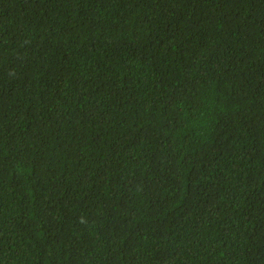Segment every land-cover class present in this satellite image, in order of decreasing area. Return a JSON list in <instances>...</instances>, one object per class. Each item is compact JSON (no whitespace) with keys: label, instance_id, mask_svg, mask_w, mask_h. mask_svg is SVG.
Wrapping results in <instances>:
<instances>
[{"label":"trees","instance_id":"1","mask_svg":"<svg viewBox=\"0 0 264 264\" xmlns=\"http://www.w3.org/2000/svg\"><path fill=\"white\" fill-rule=\"evenodd\" d=\"M0 264H264V0H0Z\"/></svg>","mask_w":264,"mask_h":264}]
</instances>
